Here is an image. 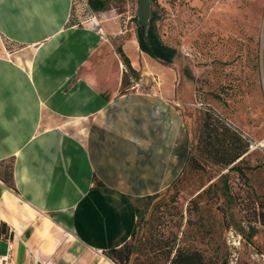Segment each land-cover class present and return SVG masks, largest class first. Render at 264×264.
I'll return each mask as SVG.
<instances>
[{"label": "crops", "instance_id": "1", "mask_svg": "<svg viewBox=\"0 0 264 264\" xmlns=\"http://www.w3.org/2000/svg\"><path fill=\"white\" fill-rule=\"evenodd\" d=\"M71 9L0 0V175L11 161L14 184L0 179V255L10 241L13 264H114L103 251L131 239L137 200L168 190L190 152L173 93H120L107 35Z\"/></svg>", "mask_w": 264, "mask_h": 264}, {"label": "rangeland", "instance_id": "2", "mask_svg": "<svg viewBox=\"0 0 264 264\" xmlns=\"http://www.w3.org/2000/svg\"><path fill=\"white\" fill-rule=\"evenodd\" d=\"M138 5L107 0L105 11L92 12L84 22L107 35L103 57L114 74H128L131 86L119 87L120 93L153 88L173 93L192 158L174 186L136 203L138 222L126 264H169L175 247L200 251L210 264H264V226L256 222L264 206V0H155L157 36L176 50L171 64L140 50ZM113 53L114 61L108 60ZM208 110L248 143L242 172L198 152Z\"/></svg>", "mask_w": 264, "mask_h": 264}, {"label": "trees", "instance_id": "3", "mask_svg": "<svg viewBox=\"0 0 264 264\" xmlns=\"http://www.w3.org/2000/svg\"><path fill=\"white\" fill-rule=\"evenodd\" d=\"M153 2H155V0H151V4ZM106 9L107 0H72V9L69 21L73 25H81L84 21H86V19H88V17L92 15V12H102ZM157 19L158 13L152 9L149 22L146 27L142 29L137 24V42L140 50L147 54L150 58L161 61L165 64H171L176 56V50L172 47L164 45L160 41L155 29V22ZM135 21L137 22V18H135ZM116 53L120 56L126 69L132 71L130 62L125 57L122 50L118 48L116 49ZM128 79V74L124 72L121 77V88L125 86H131ZM197 150L201 155L205 156L207 159H210L216 164L229 167V170L231 171L242 172L240 164L243 161V156L249 150V145L244 141L237 130L230 127L226 121L220 119L218 116L214 115V113H211V111L208 110L205 111L204 117H202ZM191 158L192 157L189 152L186 166L188 165ZM195 163L198 164L197 159L195 160ZM7 164L8 166L3 169V174L0 175V179L7 187L14 188L12 180V162L7 161ZM181 174L175 179L171 187L174 186V184L178 181ZM95 185L102 184L99 181H95ZM156 195L148 196L142 199H150ZM140 200H137V202ZM136 205L137 204H135V212L137 216L139 214V210ZM137 222L138 221L136 220L135 228L131 238L135 234ZM256 222H258L261 226H264V206L259 209ZM4 228L5 225L2 223L0 226L1 233H4ZM251 236H253V234H251L250 237ZM128 242H126L120 248H112L107 251H103V255L114 264H126L131 253V248H129ZM171 253L172 252H170L167 257L169 264H210L205 260L200 251H188L181 247H175L173 249L172 255Z\"/></svg>", "mask_w": 264, "mask_h": 264}, {"label": "water", "instance_id": "4", "mask_svg": "<svg viewBox=\"0 0 264 264\" xmlns=\"http://www.w3.org/2000/svg\"><path fill=\"white\" fill-rule=\"evenodd\" d=\"M137 24L143 29L149 22L151 15V0H138Z\"/></svg>", "mask_w": 264, "mask_h": 264}, {"label": "built area", "instance_id": "5", "mask_svg": "<svg viewBox=\"0 0 264 264\" xmlns=\"http://www.w3.org/2000/svg\"><path fill=\"white\" fill-rule=\"evenodd\" d=\"M11 251H12V244L10 241H8L6 253L4 255H0V264H13Z\"/></svg>", "mask_w": 264, "mask_h": 264}]
</instances>
